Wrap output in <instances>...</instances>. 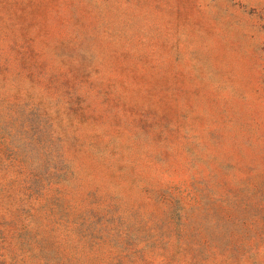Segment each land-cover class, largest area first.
Returning <instances> with one entry per match:
<instances>
[{"label":"rangeland","instance_id":"rangeland-1","mask_svg":"<svg viewBox=\"0 0 264 264\" xmlns=\"http://www.w3.org/2000/svg\"><path fill=\"white\" fill-rule=\"evenodd\" d=\"M0 264H264V0H0Z\"/></svg>","mask_w":264,"mask_h":264}]
</instances>
